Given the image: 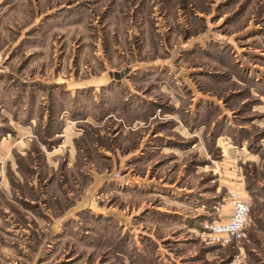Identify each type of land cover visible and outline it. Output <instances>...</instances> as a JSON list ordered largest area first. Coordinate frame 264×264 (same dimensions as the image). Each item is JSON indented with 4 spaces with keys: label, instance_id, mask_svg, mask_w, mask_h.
I'll return each instance as SVG.
<instances>
[{
    "label": "rangeland",
    "instance_id": "rangeland-1",
    "mask_svg": "<svg viewBox=\"0 0 264 264\" xmlns=\"http://www.w3.org/2000/svg\"><path fill=\"white\" fill-rule=\"evenodd\" d=\"M0 264H264V0H0Z\"/></svg>",
    "mask_w": 264,
    "mask_h": 264
},
{
    "label": "built area",
    "instance_id": "built-area-1",
    "mask_svg": "<svg viewBox=\"0 0 264 264\" xmlns=\"http://www.w3.org/2000/svg\"><path fill=\"white\" fill-rule=\"evenodd\" d=\"M231 213L227 220L211 221L205 224L207 241L221 247H235L246 237V231L252 211L251 202L241 197L237 191L229 196Z\"/></svg>",
    "mask_w": 264,
    "mask_h": 264
},
{
    "label": "crops",
    "instance_id": "crops-1",
    "mask_svg": "<svg viewBox=\"0 0 264 264\" xmlns=\"http://www.w3.org/2000/svg\"><path fill=\"white\" fill-rule=\"evenodd\" d=\"M8 146H9V145H6V147H4V148H5V149H6V148L8 149V148H9ZM55 151H56V150H55ZM55 151H54V152H52V153H53V154H56V152H55ZM52 153H51V154H52Z\"/></svg>",
    "mask_w": 264,
    "mask_h": 264
}]
</instances>
